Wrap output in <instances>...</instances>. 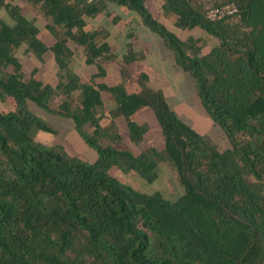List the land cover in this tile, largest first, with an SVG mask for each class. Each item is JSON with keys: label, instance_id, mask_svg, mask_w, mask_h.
I'll return each mask as SVG.
<instances>
[{"label": "trees", "instance_id": "1", "mask_svg": "<svg viewBox=\"0 0 264 264\" xmlns=\"http://www.w3.org/2000/svg\"><path fill=\"white\" fill-rule=\"evenodd\" d=\"M226 2L234 14L206 17ZM1 10L10 21L0 17V264H264V0H0ZM99 16L121 24L119 46L105 25L91 26ZM133 17L194 79L222 143L196 132L166 88L133 68L147 52L135 50ZM110 73L115 83L98 81ZM106 94L116 103L109 110ZM28 100L70 117L97 160H70L31 138L30 127L45 126ZM142 107L154 113L164 156L135 155L109 131L124 117L130 142L143 143L132 119ZM163 159L183 187L176 199L107 174L117 165L153 182Z\"/></svg>", "mask_w": 264, "mask_h": 264}, {"label": "rangeland", "instance_id": "2", "mask_svg": "<svg viewBox=\"0 0 264 264\" xmlns=\"http://www.w3.org/2000/svg\"><path fill=\"white\" fill-rule=\"evenodd\" d=\"M0 17H4L10 21V18L4 10L0 11ZM42 20V18L40 17ZM132 20L139 27L140 35L134 40L136 51L147 50L145 57L137 61L133 68L137 71H146L149 74L147 84L153 88H166L169 93L168 102L171 109L198 133L210 137L214 142L219 144L224 138L220 128L215 124L212 117L206 110L199 90L191 75L184 71L180 66L176 65L175 54L172 48L168 47L164 40L148 27L142 25L141 21L133 17ZM98 24L105 25L110 30V41L114 46H119L118 40L122 33L121 24L112 25L104 16H99L91 21V26ZM180 37H185L186 32L171 26ZM78 72H81L83 78H88V72L82 67L75 64ZM44 77L53 84L56 82L54 69L51 64L46 65ZM98 81H105L108 84L116 82L113 73L105 78H98ZM129 88L137 90L138 84H133ZM76 97H80V92L74 93ZM104 109H110L115 106V100L110 94L105 95ZM7 103H0V107H6ZM27 110L36 118H38L45 126L39 128L32 126L29 129V135L34 140L48 145L49 147L61 152L67 159H78L86 163H94L97 160V151L90 146L87 141L78 133L70 117L52 111L46 107H42L34 101L28 100L25 103ZM132 119L143 125L145 128L144 142L134 144L129 140V132L126 129V121L124 117L115 119L113 125L109 127L112 134L119 133L120 141L118 147L127 149L133 154H139L142 149L155 151L160 156H164L163 140L160 136V129L155 122L154 113L149 107H142L132 115ZM110 120L107 117L102 119V127L108 126ZM87 132H91L93 127L87 123L84 125ZM158 176L153 182H147L140 175L132 170L128 172L121 167L114 165L110 167L107 174L116 178L124 186L133 188L134 190L152 193L159 190L166 198L176 199L183 193V187L179 177L175 172L172 164L163 159L157 165Z\"/></svg>", "mask_w": 264, "mask_h": 264}, {"label": "built area", "instance_id": "3", "mask_svg": "<svg viewBox=\"0 0 264 264\" xmlns=\"http://www.w3.org/2000/svg\"><path fill=\"white\" fill-rule=\"evenodd\" d=\"M237 5L233 2H226L218 6L209 7L206 11V17L211 20L221 19L232 15L237 11Z\"/></svg>", "mask_w": 264, "mask_h": 264}]
</instances>
